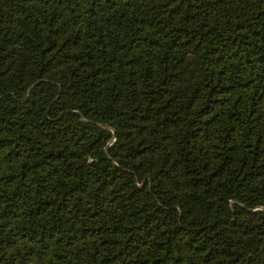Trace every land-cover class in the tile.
<instances>
[{
    "label": "trees",
    "instance_id": "obj_1",
    "mask_svg": "<svg viewBox=\"0 0 264 264\" xmlns=\"http://www.w3.org/2000/svg\"><path fill=\"white\" fill-rule=\"evenodd\" d=\"M0 264H264V0H0Z\"/></svg>",
    "mask_w": 264,
    "mask_h": 264
}]
</instances>
